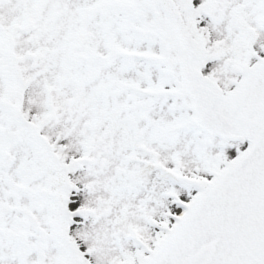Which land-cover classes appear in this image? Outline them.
Returning a JSON list of instances; mask_svg holds the SVG:
<instances>
[{
  "label": "snow or ice",
  "instance_id": "snow-or-ice-1",
  "mask_svg": "<svg viewBox=\"0 0 264 264\" xmlns=\"http://www.w3.org/2000/svg\"><path fill=\"white\" fill-rule=\"evenodd\" d=\"M0 264H264V0H0Z\"/></svg>",
  "mask_w": 264,
  "mask_h": 264
}]
</instances>
